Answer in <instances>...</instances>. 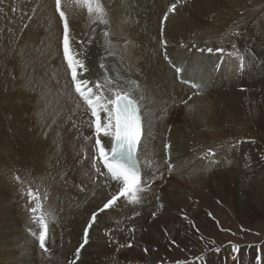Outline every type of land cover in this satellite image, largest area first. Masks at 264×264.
<instances>
[{
    "label": "bare ground",
    "instance_id": "1",
    "mask_svg": "<svg viewBox=\"0 0 264 264\" xmlns=\"http://www.w3.org/2000/svg\"><path fill=\"white\" fill-rule=\"evenodd\" d=\"M40 1H21L15 15L3 14L15 23L10 40L6 29L2 33L13 69L0 72V107L14 116L0 121V264H176L174 255L200 248L204 235L216 239L214 248L201 250L205 256L195 261L180 256L182 264H260L259 257L264 264V245L252 251L238 237L239 224L264 228V0H183L167 21V8L158 0H102L110 43L102 40L100 25L98 37L86 35L87 11L78 0H64L69 39L89 69L78 78L97 80L104 63L125 82H137V98L145 97L142 143L151 158L146 163L138 149L142 177L151 185L142 204L126 206L121 198L100 213L78 260L75 250L91 214L116 185L83 159L84 137L92 133L55 35L64 23L54 0H45L39 11ZM165 51L186 71L178 75ZM4 60L0 52V63ZM23 100L26 112L16 114ZM165 144L178 162L171 174L163 163ZM209 148L216 155L202 159ZM37 201L49 225L47 252L39 246L40 226L30 211Z\"/></svg>",
    "mask_w": 264,
    "mask_h": 264
},
{
    "label": "snow or ice",
    "instance_id": "2",
    "mask_svg": "<svg viewBox=\"0 0 264 264\" xmlns=\"http://www.w3.org/2000/svg\"><path fill=\"white\" fill-rule=\"evenodd\" d=\"M78 3L81 7H86L87 13L93 16L94 21H98L102 25H109V14L101 3V0H78ZM178 3H180V0H177L176 3L168 7L163 15L164 21L169 19V13H174L177 10ZM56 8L57 11H59L60 17L64 19L63 53L67 61L68 69L71 72V81L75 93L80 98V101L83 102L85 114L88 116V119L83 121V123L87 125L89 131L92 133L90 136L84 137L85 144L82 145L85 147L83 159L85 161L90 159L92 170L96 175L104 176L107 180L116 185V189L113 194H111L110 198L103 203L102 207L91 214V218L83 230V243L75 250V258L78 260L80 258L81 249L88 243L89 229L97 222L100 213L114 207L121 198L124 199L126 206L142 204V194L145 193L151 185L142 177L138 149L145 154L146 163H150L151 158L147 157V148L142 143L145 133L143 131L144 125L140 104L144 102L145 97L141 95L137 98L135 93L139 85L135 81L125 82L122 77L113 80L108 76L104 63L99 64V68L104 70L103 83L100 79L90 81L89 79L78 78V75L82 76L83 73L88 72L89 69L85 67L84 61L78 58V54L70 53L68 35L69 25L65 12L60 10L61 0H56ZM103 35L106 38V42L110 43V41L107 40L110 35L109 32L105 31ZM162 43L165 46L167 44L166 41H162ZM233 47H235V45H233ZM207 51L211 53L213 49L208 48ZM215 51L222 53L223 49L217 48ZM229 55H234V53ZM164 58L178 75L186 71V69L177 67L168 57L166 51L164 53ZM238 59V69H245L247 66L245 57L240 56ZM182 82L188 83L189 81L183 80ZM124 83H127L129 87L124 88L122 86ZM192 87L199 88L200 85L193 84ZM76 108H81L79 101L76 104ZM73 127H77L75 123ZM101 136L108 139L110 148L105 146ZM170 149V144L164 145V150L167 155L163 158V163L169 174H171L178 165V162L171 156ZM89 153H91V156H89ZM215 155L216 152L209 148L205 153L201 154V158L206 159L214 157ZM101 167L105 169L106 172H102ZM16 179L19 180V176H17ZM93 182H95L94 179ZM29 196L30 198L33 197V191L31 189H29ZM156 199L159 200V197L157 196ZM160 207H163V205H160ZM30 211L33 213L34 219L40 226L38 235L39 246L42 250L47 252L48 248L45 241L48 235L49 225L47 216L43 212V206L37 201L35 207H32ZM38 211H40L41 214L36 216L35 214ZM135 215H139V213L134 212V216ZM152 215L155 217L156 213L153 212ZM29 231L33 236H36V232H32L31 229H29ZM130 231L134 232L135 228L130 229ZM126 246L129 248L132 247L131 243H128ZM119 247L123 248L125 245H120ZM218 250L219 249H217V251ZM234 250H236V248H234ZM144 251L147 252L148 249ZM177 264H180V262L177 261Z\"/></svg>",
    "mask_w": 264,
    "mask_h": 264
},
{
    "label": "rangeland",
    "instance_id": "3",
    "mask_svg": "<svg viewBox=\"0 0 264 264\" xmlns=\"http://www.w3.org/2000/svg\"><path fill=\"white\" fill-rule=\"evenodd\" d=\"M23 2L24 0H0V52H4V57H5V60H6V63H5V60H4V64H1L0 63V72L1 71H3L2 72V74H5L6 73V71L9 69V68H11V71H12V69H13V63H11L10 62V57L11 56H13V54L11 55L10 54V51H11V48H10V45H9V41L8 42H6V44H5V42H4V39H3V31L6 29L7 31H8V33H9V37L8 36H6L5 37V40L7 41V40H10L11 39V37H12V34H13V32H12V27H10V26H12V24L13 23H15L14 22V20L13 21H11V25H10V19H9V17L8 16H6V17H4L3 16V14H5V15H8V13L9 12H12L14 15L17 13V4H21L20 2ZM30 1V0H29ZM66 2H69V0H65ZM158 1H160V3L163 5L161 8H163V9H165V8H167L168 9V7L171 5V4H173V3H176L177 2V0H158ZM183 0H180V3L182 2ZM17 2V3H16ZM38 3H41L42 4V7L40 6L39 7V5H38ZM37 3V8L39 9V11L41 10V8H43L44 7V3H45V0H41L40 2H38ZM54 3L56 4V0H54ZM101 3L103 4V6H104V2L101 0ZM16 4V5H15ZM179 4V3H178ZM177 4V5H178ZM33 5H35V4H33ZM167 6V7H166ZM12 7V8H11ZM105 7V6H104ZM28 8H30L29 6H28ZM28 8H26V9H28ZM33 8H34V6H33ZM67 8L69 9V10H72L73 11V9H75V5H71V6H67ZM80 9H82V10H86V7H81L80 6ZM61 11H65L66 10V8H64V0H61V9H60ZM87 11V10H86ZM55 12H56V14H57V16L59 17V19H60V21H62L63 23H64V19L63 18H61L60 17V15H59V11H57V8L55 7ZM241 13V12H240ZM77 16H79L80 14H79V11H77V13H75ZM86 14H87V19H86V21H85V29H86V31H87V33H85L86 35L88 34V36H90V35H92V40H93V38H96V36L98 37V35H99V33H100V31H101V33H104L105 32V29H103L104 28V26L105 25H102V24H100L98 21H94L93 20V16H90L87 12H86ZM67 18V21H68V16L66 17ZM108 19H109V16H108ZM91 21V22H90ZM93 21L95 22V23H93ZM88 24H90V27H88L89 25ZM91 24H92V26H91ZM99 25H100V31H99V33L96 31V29L99 27ZM102 25V26H101ZM27 27V24H25L24 25V28H26ZM91 29H93L94 30V32H92L91 33ZM13 30H14V28H13ZM107 31V30H106ZM22 32H24V29L22 30ZM57 33H58V30H57ZM55 34L59 39H60V43H63V30L62 29H60L59 30V33L60 34ZM84 34V35H85ZM60 35V36H59ZM94 35V36H93ZM101 35V34H100ZM102 37H103V39L102 40H104V41H106V38L104 37V35L102 34L101 35ZM1 37H2V39H1ZM109 39V37L107 38V40ZM161 39H163V36H161ZM55 40H58V39H56L55 38ZM101 39H99V44L100 45H102L103 44V41H102ZM11 43H12V41H11ZM13 44V43H12ZM6 45H9L8 47L6 46ZM69 45H70V52L72 53V54H78V53H76V52H74V48H75V42L74 43H71V39H69ZM21 48H22V46H21ZM2 49V50H1ZM31 53V52H30ZM96 66V65H95ZM91 68H94V65L92 64L91 65ZM107 74H108V76L110 77V78H112L113 80H117L118 79V77H121V74H119L116 70H115V68L113 67V66H108L107 68ZM113 69V70H112ZM108 71H109V73H108ZM101 74V75H100ZM103 75H104V73H99L98 75H97V79H100L101 80V82L103 81ZM113 75V76H112ZM103 83V82H102ZM188 86H190V85H188ZM20 95H21V92H20ZM25 94H23L22 93V96H24ZM27 96V94L24 96V98ZM21 104H22V106L21 107H18L19 109L15 112L16 114H21V113H23V112H26L25 111V101L23 100V101H21ZM22 108V109H21ZM2 110V111H1ZM21 112V113H20ZM8 113V114H7ZM26 114V113H25ZM11 116H14V113L12 112V110L11 109H6V108H1L0 107V121L2 122V120H4V121H8V122H10V117ZM8 122H6V124H7V126H8ZM9 175V173L6 175V176H8ZM153 216V215H152ZM259 221H262V220H259ZM260 223V222H259ZM239 227H240V231L238 232V237H241L242 239H241V241H240V243L242 244V245H247V246H249V249H251L252 251H254L255 249L257 250V249H259L260 247L261 248H263V246L262 245H264V228H263V230L261 229V228H256V229H250L249 227H247V226H243L242 224H239ZM24 229H25V227H24ZM247 229H248V231H247ZM245 234V235H244ZM235 236H237V234H235ZM245 237L247 238V239H245ZM202 238H203V240L204 241H202V243L199 245L200 246V248H192V246H190L189 248L190 249H183V248H181L180 249V253L179 254H175L174 256H175V258H176V260H172L171 262H175L176 264H177V261H179L180 262V264H182L181 263V261L180 260H178L179 258H180V256H183L184 258H185V260H192V261H195V260H199L198 258H203L204 256H205V253L203 252V253H201V250H205L206 248H214L213 246H214V244H215V241H216V239H214L213 237H211V236H206V235H204V236H202ZM212 238V239H211ZM244 239V240H243ZM70 241H68L67 243H69ZM210 243V244H209ZM259 243V244H258ZM205 244V245H204ZM259 245V246H258ZM198 246V247H199ZM204 246V247H203ZM255 246V247H254ZM253 248V249H252ZM217 249H218V246H217ZM199 250V251H198ZM264 250V249H263ZM185 253V254H184ZM200 253V254H199ZM189 254V255H188ZM167 254L166 253H164V255L163 256H166ZM192 255V256H191ZM197 255V256H196ZM201 256V257H200ZM167 258V256L165 257V259ZM187 258V259H186ZM165 259H161V258H159V261L162 263V262H165ZM259 262H260V264H261V262H263L262 261V258L261 257H259ZM163 264V263H162Z\"/></svg>",
    "mask_w": 264,
    "mask_h": 264
}]
</instances>
